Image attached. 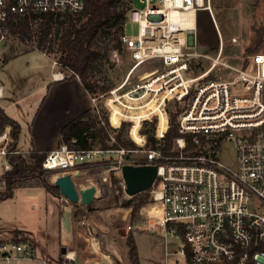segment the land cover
<instances>
[{
	"label": "built area",
	"instance_id": "obj_1",
	"mask_svg": "<svg viewBox=\"0 0 264 264\" xmlns=\"http://www.w3.org/2000/svg\"><path fill=\"white\" fill-rule=\"evenodd\" d=\"M84 7L85 0H0V43L12 36L10 22L19 17L77 16ZM198 10L211 13V0H132L126 22L136 23L137 31L127 35L123 29L120 35L130 66L113 86L88 97L100 123L104 117L111 128L127 123L125 136L134 147L71 148L63 143L46 153L41 166L55 172V178L65 173L78 178L84 167L97 168L104 182L111 173L117 176L125 193L121 166L154 164L151 201L140 210L144 222L137 229L178 235L181 243L175 252L188 264H264V53L231 65L222 58L221 38L200 53L195 41ZM199 56L208 59L210 67L196 73ZM109 59L119 62L120 52L112 50ZM150 61L158 66L139 71ZM51 65L58 69L53 78L68 75L54 58ZM215 67L229 75L210 76ZM69 75L79 78L73 71ZM173 112L179 134L166 153L162 145ZM151 121L154 144L142 131ZM9 130L5 126L0 133L6 170L11 169L9 156L16 153L9 149ZM224 139L234 143V166L218 158ZM188 141L195 147L188 148ZM92 184L96 195L101 185ZM154 205L159 213L150 212ZM127 229L133 226L128 223ZM31 256L23 243L0 242V264ZM71 259L73 255L65 253L63 264Z\"/></svg>",
	"mask_w": 264,
	"mask_h": 264
},
{
	"label": "crops",
	"instance_id": "obj_2",
	"mask_svg": "<svg viewBox=\"0 0 264 264\" xmlns=\"http://www.w3.org/2000/svg\"><path fill=\"white\" fill-rule=\"evenodd\" d=\"M3 52L0 47V106L9 117L17 120L11 108L21 99L36 95L28 105L30 137L38 152L47 153L59 145L61 128L87 108L90 109L88 92L80 79L73 75L63 79L53 78L52 73L58 69L51 65L52 59L49 63H36L32 68L26 63L22 72L14 67L5 72L10 67L9 63L12 66L19 63L17 59L20 56H13L1 63ZM24 72L29 73L27 80L23 76L26 75ZM22 78H25L24 82L20 80ZM36 106H39L38 113L40 108L42 112L37 114L38 118L36 115L32 119ZM50 113L51 116L55 114L53 120L49 117ZM14 150L23 155L18 142ZM6 171L4 168L0 172V187L4 185L1 178L4 179ZM72 179L77 187L76 182L80 178ZM22 185V197L27 208L21 212L23 219L20 223L18 209L11 202L14 193L0 200L6 214L0 217V228L4 229L0 231V242L17 240L30 248L32 256L13 260L9 264H24L32 260L44 264H60V257L64 258L67 252L73 255V259L69 260L73 264L129 263V248L125 242V235L130 231L127 229L129 209L115 207L88 213L81 199L72 202L63 195H55L39 181L26 179ZM88 186L93 184H81L77 188L82 190ZM84 214L86 217H83ZM140 263L143 264L141 255Z\"/></svg>",
	"mask_w": 264,
	"mask_h": 264
},
{
	"label": "trees",
	"instance_id": "obj_3",
	"mask_svg": "<svg viewBox=\"0 0 264 264\" xmlns=\"http://www.w3.org/2000/svg\"><path fill=\"white\" fill-rule=\"evenodd\" d=\"M131 2L132 0H85L84 10L77 16L29 14L10 22L11 31L18 35L22 42H30V49H38L42 53L53 55L52 58L57 61L61 69L78 74L88 93H94L98 89L103 91L115 83L99 88L94 73L97 71L98 62L107 54L110 57L112 50L116 49L120 53L123 51L120 35L123 32ZM54 22L64 25L63 30L55 36L52 33ZM16 50L12 49L13 53L10 54L3 52L1 63L15 56ZM176 118L177 113L170 114V126L162 145V149L166 153L171 149L173 139L179 134ZM104 119V124L100 123L97 115L87 108L61 128L59 145L66 143L71 148L93 145L134 147V143L125 136L127 123H122L120 128L115 129L109 127L106 117ZM5 126H10L9 149H16L20 124L9 117L0 106V133ZM154 126L155 121H151L142 129L147 133L152 144H154ZM109 129L111 132L108 131ZM110 136L114 137L115 140H112ZM193 147L195 145L188 141V148ZM45 155L46 153L30 150L28 153L29 161L20 153L9 156L12 168L4 174L6 189L0 191V200L11 196L13 194L12 187L24 183L27 173L43 170L41 162ZM38 175L39 182L48 191L58 196L62 195L54 183L45 179L44 176ZM110 182L116 191L121 192L118 177L112 173L110 174ZM150 201V190L146 189L121 203V206L131 207L130 223L134 224L144 220L140 216L139 210ZM89 204L90 202L85 207L88 213H91L96 208H91ZM83 217L86 215L84 214ZM125 242L129 248L128 264H140L135 237L131 230L126 233ZM63 261L64 258L60 257V264H63ZM69 263L73 264L70 261Z\"/></svg>",
	"mask_w": 264,
	"mask_h": 264
},
{
	"label": "rangeland",
	"instance_id": "obj_4",
	"mask_svg": "<svg viewBox=\"0 0 264 264\" xmlns=\"http://www.w3.org/2000/svg\"><path fill=\"white\" fill-rule=\"evenodd\" d=\"M135 5H139L137 1L135 2ZM211 5V13H209L207 10H198L196 12L195 41L196 48L200 53L209 51V48L212 45H215L219 38H221L223 42L222 58L225 62L231 65L239 66L241 64H245L252 54L256 52L264 53V0H211ZM63 28V24L54 22L52 33L54 36L58 35L63 30ZM136 31L137 24L128 20L125 23L124 32L127 35H132L135 34ZM0 47L1 50L7 54L13 53L12 49H14V51L17 49L15 56H20L17 59L19 60V63L14 66L9 63L10 67L9 69H7V67L5 69L7 71L5 72H8V70H13V67L18 69L19 72H22L26 63H29L30 68H32L36 63H49L53 57V55L50 54L43 55L38 49H30L31 43L22 42L19 36L15 34H12V36L6 42L1 43ZM247 48L248 50H246ZM109 58V54H107V56L97 64V71L94 73V75L98 80L99 88L118 82L125 75L130 66L129 60L124 50L120 53L119 62L110 61ZM197 61L198 63H196L194 66V71L196 73L207 70L210 67L209 60L203 56H199ZM155 66H158V62L150 61L142 65L139 68V71L150 69ZM64 71L69 75L70 71ZM24 73L26 75L23 76H25L27 80L29 73ZM214 74H219L223 77H227L229 75L225 68L221 67L213 68L210 76ZM25 78L20 80L24 82ZM35 96L36 95H32L21 99L19 103L10 110L18 117L17 120L20 124V131L18 133L17 140L18 147L23 150V157L28 161L29 151L36 150L30 137V116H28L27 113L30 109L28 105H30ZM38 110L39 106H36L32 114V119H34L37 114L39 115L42 112L41 108L39 113ZM49 117H51V120H53L55 118V114L51 116L50 113ZM108 131L111 132L110 129ZM218 158L230 166H234L236 164V151L232 140L224 139L221 141L218 150ZM4 161H6V158L0 154V172L4 171ZM54 173L55 172H46L44 170H41L40 172H29L27 173L26 179L39 181L40 179L38 174H40V176H44L45 179L53 182L55 178ZM76 179L80 180H78V183L76 182L78 188L81 186V184L90 185L96 181L97 183H100L101 186H99L97 189V192L100 193L96 195L97 197H93L89 204L91 208H96V210L124 207L121 206V203L123 201L129 200L130 198L125 193H123L122 190L121 192L116 191L110 182V175L107 181H102L99 174L97 173V168L84 167L79 171L78 178ZM1 180L4 182V185H1L0 189L2 188V190L0 191H4L6 189L5 178H1ZM23 186L24 185L19 184L12 187L14 194L11 202L14 203L16 209H18L19 223L23 219L21 212H24L27 208L26 202L22 197ZM116 204H118V206H116ZM124 208L129 209L130 217L131 207ZM140 210L139 214L141 212ZM37 213L38 212L36 211L35 214ZM2 215L6 214L3 210V206L0 205V217ZM140 216L143 218L141 214ZM129 217L128 223L133 226L132 233L135 237L139 261L141 255L143 264H188V261L185 257L175 252L181 243L178 235L167 233L166 237H164L163 232L158 230L144 231L137 229L136 227L142 224L144 220L132 224L129 222ZM0 231H4V229L0 228ZM24 264L44 263H39L35 260H32L27 261Z\"/></svg>",
	"mask_w": 264,
	"mask_h": 264
},
{
	"label": "water",
	"instance_id": "obj_5",
	"mask_svg": "<svg viewBox=\"0 0 264 264\" xmlns=\"http://www.w3.org/2000/svg\"><path fill=\"white\" fill-rule=\"evenodd\" d=\"M121 174L125 182V193L132 196L151 186L156 175V165L125 163L121 166ZM53 183L59 188V192L72 202L81 199L84 204H87L95 194L94 186L78 190L68 173L57 176Z\"/></svg>",
	"mask_w": 264,
	"mask_h": 264
},
{
	"label": "bare ground",
	"instance_id": "obj_6",
	"mask_svg": "<svg viewBox=\"0 0 264 264\" xmlns=\"http://www.w3.org/2000/svg\"><path fill=\"white\" fill-rule=\"evenodd\" d=\"M97 187L99 186L97 185ZM150 208H151L150 210L151 213H159V208H157L156 205L151 206Z\"/></svg>",
	"mask_w": 264,
	"mask_h": 264
}]
</instances>
